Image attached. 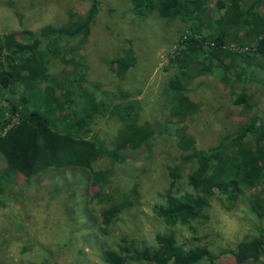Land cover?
<instances>
[{
    "label": "rangeland",
    "instance_id": "374dc122",
    "mask_svg": "<svg viewBox=\"0 0 264 264\" xmlns=\"http://www.w3.org/2000/svg\"><path fill=\"white\" fill-rule=\"evenodd\" d=\"M96 1L98 12L84 46L86 71L82 84L87 91L94 88L97 97L106 91L114 102L122 101L114 99V93L128 92V100L140 111V122H150L155 133L147 149H125L114 164L102 159L92 165L95 171L107 174L101 191L94 187L89 170L49 168L24 179L6 171L0 154V264H106L104 251L116 250L123 241L136 248L156 246L155 235L166 232L168 227L152 208L163 203L170 191L168 168L184 155L173 138V129L179 126L198 150L205 151L232 135L245 117L254 115L264 122V58L256 57L248 66L254 80L249 84L235 80L236 70L247 65L246 59L235 60L233 71L225 79H221V72L193 79L189 96L198 111L179 122L169 115L165 96L169 80L178 76L169 61L180 35L196 20L168 21L156 14L139 20L128 0ZM223 2L225 10L219 11L214 1L202 16L203 22L209 24L207 30L212 29L215 35L218 29L214 20L238 6H231L229 0ZM90 6L89 0H0V38L6 42L10 33L65 24L73 14L84 16ZM254 12L264 18V0ZM246 42L247 48H237L233 42L230 47L243 53L255 40L249 38ZM125 48L133 50L135 63L123 79H118L114 75L115 63ZM47 68L49 74L56 75L61 65L51 60ZM43 88L44 84L39 89ZM238 96H244L246 102L234 104ZM9 101H16V95L0 89V128L18 122V115L8 111ZM118 130L119 123L114 118L96 117L89 137L110 147ZM182 189H188L186 176L180 182V192ZM261 194L264 196V189ZM249 200V191L234 208L216 195L211 199L207 217L196 224V233L199 244L208 246L212 259L197 264H235L232 252L236 245L258 232L238 220L251 212ZM111 206H118L119 213L104 226L100 213ZM261 223L264 226V218ZM173 229L179 242H190L191 235L185 227Z\"/></svg>",
    "mask_w": 264,
    "mask_h": 264
},
{
    "label": "trees",
    "instance_id": "16d2710c",
    "mask_svg": "<svg viewBox=\"0 0 264 264\" xmlns=\"http://www.w3.org/2000/svg\"><path fill=\"white\" fill-rule=\"evenodd\" d=\"M90 8L84 16L73 14L62 25H44L37 31L10 33L5 42L0 38V89L16 95L9 101L8 111L18 115V122L0 128V154L6 171L24 179L49 168H81L90 171L94 187L101 191L107 174L95 171L92 165L102 159L114 164L125 149H147L155 133L150 122H140L137 105L128 100L129 93L117 91L114 102L106 91L96 96L94 88L87 91L82 84L86 71L84 46L98 12V2L89 0ZM135 18L142 20L156 14L174 21L196 20L188 31L180 35L170 66L178 76L169 80V115L181 122L198 111L189 96L190 82L198 77L221 72V79L233 71L234 61L246 59L247 65L235 72V80L249 84L254 80L247 69L256 57L264 58V18L257 17L256 6L263 0H229L234 11H224L214 23L216 35L206 28L202 16L212 2L219 11L225 10L223 0H128ZM209 27V26H208ZM209 31L208 35L204 34ZM244 35H240V33ZM237 52L231 49L248 46ZM56 60L61 69L56 75L48 73L47 64ZM135 63L134 52L125 48L115 63V76L123 79ZM44 84L43 89H39ZM246 102L238 96L234 104ZM96 117L114 118L119 130L107 147L94 136L89 137ZM177 126V125H176ZM173 138L184 155L168 168L170 191L163 203L152 208L168 230L155 235L154 247L136 248L123 241L116 250L103 253L106 264L127 262L147 264H197L212 254L205 244H199L196 224L207 217L211 199L216 195L234 208L245 191L250 192V211L238 217L240 224L258 231L251 239L242 240L232 252L235 264H264V122L251 115L230 136L215 147L198 150L195 142L177 126ZM187 171V173H185ZM186 176L188 189L180 192L181 179ZM98 190V194H101ZM256 190V191H255ZM174 191V192H173ZM119 213L111 206L100 213V222L109 225ZM185 227L190 242H179L173 228Z\"/></svg>",
    "mask_w": 264,
    "mask_h": 264
}]
</instances>
